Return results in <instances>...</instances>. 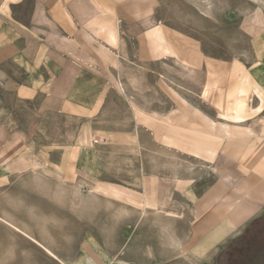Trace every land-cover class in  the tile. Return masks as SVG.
<instances>
[{
  "label": "crops",
  "instance_id": "0c3cea01",
  "mask_svg": "<svg viewBox=\"0 0 264 264\" xmlns=\"http://www.w3.org/2000/svg\"><path fill=\"white\" fill-rule=\"evenodd\" d=\"M158 7L157 0H0V86L6 79L15 85V71H21L20 100L41 96L44 114L82 125L93 119L99 125L121 101L136 131L129 133L134 143L148 136L163 155L192 163L183 176L149 175L134 197L122 192L114 205L123 228L118 248L88 240L81 246L83 264L210 263L264 212V31L246 33L250 63L218 59L185 36L179 41L157 17ZM166 61H175L187 84L197 88L200 98L187 103V111L146 107L149 97L131 91L128 78L122 94L113 87L119 85L118 69ZM134 80V85L142 82ZM3 133L9 141L11 134ZM3 144L1 165L26 143L22 138ZM73 149L81 155V147ZM90 163L100 166L95 156ZM197 165L203 168L198 176ZM44 249L59 263L67 261Z\"/></svg>",
  "mask_w": 264,
  "mask_h": 264
},
{
  "label": "rangeland",
  "instance_id": "374dc122",
  "mask_svg": "<svg viewBox=\"0 0 264 264\" xmlns=\"http://www.w3.org/2000/svg\"><path fill=\"white\" fill-rule=\"evenodd\" d=\"M157 3V17L178 33L179 41H183L181 36L189 38L210 57L244 63L252 60V43L246 33L264 31V0ZM127 68L116 70L119 87H113L122 94L123 78L130 79L131 91L149 97L148 108L157 107L163 113L187 111V103L200 98L197 88L192 90L179 74L175 61L140 70ZM194 72L193 79L198 74ZM23 74L15 71V85L6 79L7 85L0 86V144L22 138L26 143L14 159L0 164V264H62L44 247L66 258L63 264H83L81 246L88 240L118 248L123 228L114 205L121 202L122 192L127 195L130 191L134 197V192L144 190L149 175L170 176L173 172L183 176L192 163L180 155H163L151 146L148 136L141 135L140 142L134 143L129 137L136 131L127 104L121 101L115 102L114 115L103 117L99 125L94 119L82 125L56 113L44 114L41 96L33 101L17 97ZM139 79L141 84L134 85L133 80ZM3 132L11 134L9 141ZM92 145L96 147L93 151L89 149ZM75 147H81L80 156ZM94 156L100 166L91 165ZM9 163L14 165L6 166ZM194 173L202 174L203 168L195 166ZM206 264H264V212Z\"/></svg>",
  "mask_w": 264,
  "mask_h": 264
}]
</instances>
